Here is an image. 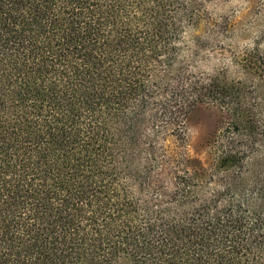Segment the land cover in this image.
<instances>
[{
	"label": "trees",
	"instance_id": "1",
	"mask_svg": "<svg viewBox=\"0 0 264 264\" xmlns=\"http://www.w3.org/2000/svg\"><path fill=\"white\" fill-rule=\"evenodd\" d=\"M246 1L234 23L221 0H0V264H264V0ZM202 107L224 178L204 198L172 152Z\"/></svg>",
	"mask_w": 264,
	"mask_h": 264
},
{
	"label": "rangeland",
	"instance_id": "2",
	"mask_svg": "<svg viewBox=\"0 0 264 264\" xmlns=\"http://www.w3.org/2000/svg\"><path fill=\"white\" fill-rule=\"evenodd\" d=\"M214 12L218 15L229 14L233 17L234 23L248 22L250 19L244 17L247 12V1L246 0H221L217 6L214 5ZM246 8V9H245ZM245 9V10H243ZM248 33L245 37L248 39L250 36ZM224 46L228 45L236 47V43L230 40H225ZM215 60H211L209 63L200 67L205 72H210L213 68ZM219 114L214 109L199 108L194 111L187 121V133L186 142L182 147H173V153L181 155L180 163L181 169H186L190 177L199 186L194 189V195H198L201 198L207 197L210 186L217 187L223 181V175L218 174L210 170V160L208 156L207 143L212 140L214 133L218 127ZM161 163L164 170L157 175L155 179L159 184H165L169 182V172L173 170V165L170 158L167 156L161 159ZM180 165V164H179ZM202 167L204 171L198 173L199 167ZM179 167V166H178Z\"/></svg>",
	"mask_w": 264,
	"mask_h": 264
}]
</instances>
